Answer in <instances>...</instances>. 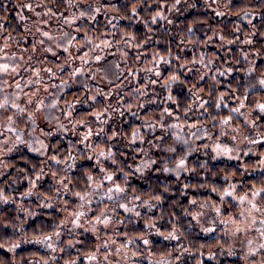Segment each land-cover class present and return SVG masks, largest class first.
<instances>
[{"label": "clouds", "instance_id": "9594fccd", "mask_svg": "<svg viewBox=\"0 0 264 264\" xmlns=\"http://www.w3.org/2000/svg\"><path fill=\"white\" fill-rule=\"evenodd\" d=\"M0 264H264V0H0Z\"/></svg>", "mask_w": 264, "mask_h": 264}]
</instances>
